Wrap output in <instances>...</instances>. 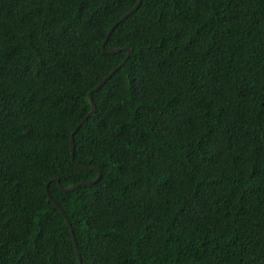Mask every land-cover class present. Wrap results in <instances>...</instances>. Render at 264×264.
Masks as SVG:
<instances>
[{
  "label": "trees",
  "instance_id": "16d2710c",
  "mask_svg": "<svg viewBox=\"0 0 264 264\" xmlns=\"http://www.w3.org/2000/svg\"><path fill=\"white\" fill-rule=\"evenodd\" d=\"M136 2L0 0V264H264V0Z\"/></svg>",
  "mask_w": 264,
  "mask_h": 264
},
{
  "label": "water",
  "instance_id": "95a60500",
  "mask_svg": "<svg viewBox=\"0 0 264 264\" xmlns=\"http://www.w3.org/2000/svg\"><path fill=\"white\" fill-rule=\"evenodd\" d=\"M140 5V0H137V2H136V4L127 12V14L126 15H124L122 18H120L119 20H118V22H116L115 24H113V26L108 30V32H107V34H106V37H105V42L107 41V39H108V37H109V35H110V33L112 32V30L116 27V25L118 24V23H120L122 20H124L128 15H130V14H132L137 8H138V6ZM123 49H125L126 51H127V55L124 57V59L122 60V62L112 71V72H110L107 76H105L104 78H103V80H101L94 88H93V90H91L89 93H88V100H89V103H90V105H91V110L88 112V114L86 115V116H84L81 120H80V122L76 125V127L74 128V130H73V132L71 133V135H70V142H69V147H70V150H71V155L73 156V154H74V145H73V135H74V133L78 130V128L82 125V123L88 118V117H90V116H92L93 115V113L95 112V104H94V102H93V99H92V92L93 91H96V90H98L110 77H111V75L114 73V72H116L124 63H125V61L127 60V58L132 54V52H131V50L128 48V47H125V48H123ZM121 49H114V50H111V51H105V49H104V47H103V45H102V52L104 53V54H114V53H118L119 51H120ZM71 161H72V163L77 167V168H79V169H81V170H87L86 168H83V167H80V166H78V165H76L75 163H74V161H73V158H71ZM93 170H95L96 172H97V176H96V178L94 179V180H92V181H89V182H82V183H79V184H77V185H75V186H73V187H70V188H63L60 184H59V180L58 179H55V181H56V184H57V186H58V188L61 190V191H72V190H74L75 188H77L78 186H81V185H84V184H90V183H94V182H96L98 179H99V177H100V172H99V170H97V169H93ZM46 191H47V186H46ZM48 197H49V199H51V197L48 195ZM53 203H54V205L58 208V210L63 214V212H62V210L56 205V203L53 201ZM64 216V215H63ZM64 218H65V220H66V223H67V225L70 227V224H69V222H68V220L66 219V217L64 216ZM73 243H74V248H75V252H76V257H77V260H78V263L79 264H82L81 263V259H80V255H79V252H78V249H77V245H76V242L73 240Z\"/></svg>",
  "mask_w": 264,
  "mask_h": 264
}]
</instances>
